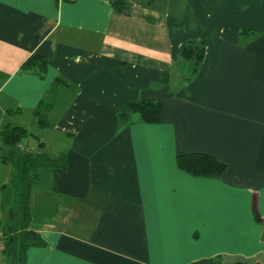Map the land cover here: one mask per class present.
I'll return each mask as SVG.
<instances>
[{"label":"crops","instance_id":"crops-1","mask_svg":"<svg viewBox=\"0 0 264 264\" xmlns=\"http://www.w3.org/2000/svg\"><path fill=\"white\" fill-rule=\"evenodd\" d=\"M115 1L0 0V132L36 140L0 148V225L33 151L65 152L33 187L46 245L25 264H264V0ZM189 40L206 47L194 75ZM34 52L44 74L21 68ZM141 99L162 101L161 120L121 124ZM193 153L226 169L180 168Z\"/></svg>","mask_w":264,"mask_h":264},{"label":"trees","instance_id":"trees-1","mask_svg":"<svg viewBox=\"0 0 264 264\" xmlns=\"http://www.w3.org/2000/svg\"><path fill=\"white\" fill-rule=\"evenodd\" d=\"M70 1V0H66ZM118 9L121 1L116 0ZM205 45L199 40H189L180 47V57L184 63L191 67L192 75L196 74L200 68L205 55ZM23 70H36L44 74L47 70L46 58L38 53H32L21 65ZM163 103L161 100H136L125 106L119 112L121 124H129L136 121L156 123L161 120ZM41 109V108H40ZM39 108L35 113L38 122L42 124V111ZM137 116V117H136ZM32 136V133L24 126L8 124L0 132V147H17L21 142ZM43 146V142H39ZM1 160L5 158L0 157ZM178 166L196 175H206L211 177L219 176L226 165L215 157L205 153L180 154L177 156ZM67 165L66 153L58 156H51L44 150L33 151L27 159L26 172L18 186L17 202L14 207V222L0 225V238L3 242V252L7 255L10 264H25L27 251L30 247H40L46 245V240L39 232L32 229V212L30 208L31 193L35 183L39 179L41 169L65 168ZM211 264H225L215 260ZM229 264H248L246 261H237ZM262 264V263H258Z\"/></svg>","mask_w":264,"mask_h":264},{"label":"rangeland","instance_id":"rangeland-1","mask_svg":"<svg viewBox=\"0 0 264 264\" xmlns=\"http://www.w3.org/2000/svg\"><path fill=\"white\" fill-rule=\"evenodd\" d=\"M28 122V121H27ZM27 125H29V124H27ZM30 141V143H31V146H33L35 143H36V140L34 139V137H32V136H30L29 138H28V140L26 139L24 142H29ZM8 150L9 151H11L12 150V147H8ZM26 151H28V150H26ZM22 153H24V152H22ZM28 153V152H27ZM19 167V166H18ZM24 171V170H23ZM24 173H25V171H24ZM18 183L20 182V181H17ZM18 183H15V184H18ZM15 184H13V183H10V184H8L7 185V190H6V192H5V195H4V198H6L7 200L9 199V200H12L13 198H14V193H15V191H16V189L18 188L17 187V185H15ZM19 186V185H18ZM17 195L18 194H16L15 195V199H16V202H17ZM12 202V201H11ZM16 204V203H15ZM1 263V262H0ZM1 264H7V262H6V260L4 259V261L1 263Z\"/></svg>","mask_w":264,"mask_h":264},{"label":"built area","instance_id":"built-area-1","mask_svg":"<svg viewBox=\"0 0 264 264\" xmlns=\"http://www.w3.org/2000/svg\"><path fill=\"white\" fill-rule=\"evenodd\" d=\"M20 147L22 148L23 145L21 144ZM3 248H4V245H3V242H2V240H1V238H0V256H1V254L3 253Z\"/></svg>","mask_w":264,"mask_h":264},{"label":"water","instance_id":"water-1","mask_svg":"<svg viewBox=\"0 0 264 264\" xmlns=\"http://www.w3.org/2000/svg\"><path fill=\"white\" fill-rule=\"evenodd\" d=\"M0 148H2V147H0Z\"/></svg>","mask_w":264,"mask_h":264}]
</instances>
